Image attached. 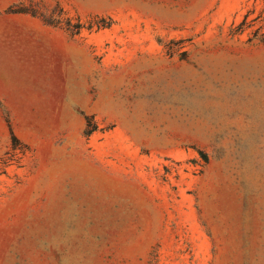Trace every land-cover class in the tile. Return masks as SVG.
<instances>
[{
	"label": "rangeland",
	"instance_id": "1",
	"mask_svg": "<svg viewBox=\"0 0 264 264\" xmlns=\"http://www.w3.org/2000/svg\"><path fill=\"white\" fill-rule=\"evenodd\" d=\"M0 264H264V0H0Z\"/></svg>",
	"mask_w": 264,
	"mask_h": 264
},
{
	"label": "trees",
	"instance_id": "2",
	"mask_svg": "<svg viewBox=\"0 0 264 264\" xmlns=\"http://www.w3.org/2000/svg\"><path fill=\"white\" fill-rule=\"evenodd\" d=\"M57 14H55L54 18L47 17L45 14H38L35 10H31L30 8L26 7H21L19 9L14 10V12H19V13H31L34 16H40L42 17L48 24L54 25V26H63L70 30L72 34H78L84 27L85 25L80 21V19L75 23H71V18L69 16H66V12L62 7L57 6ZM110 24H102L100 22H96L95 24H90L87 26L88 29L93 28L96 26L97 28L105 27ZM95 128H92L89 130V133L92 132ZM14 139L16 140V137L13 136Z\"/></svg>",
	"mask_w": 264,
	"mask_h": 264
}]
</instances>
